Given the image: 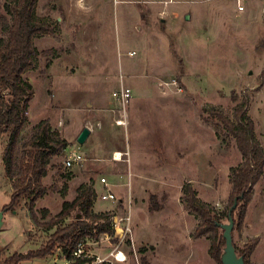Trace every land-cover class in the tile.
<instances>
[{
  "label": "rangeland",
  "instance_id": "obj_1",
  "mask_svg": "<svg viewBox=\"0 0 264 264\" xmlns=\"http://www.w3.org/2000/svg\"><path fill=\"white\" fill-rule=\"evenodd\" d=\"M10 2L0 0V15L8 17ZM36 14L54 31L34 38L41 54L23 74L34 95L18 155L37 122L48 119L68 146L52 158L43 184H66L68 200L81 184L98 195L104 188L115 194V202L96 198L92 209L130 216L131 233L120 244L127 255L122 264H218L208 252L209 238L193 236L199 220L185 208L183 186L189 183L218 211L228 205L231 171L241 154L209 108L232 118L236 103L248 98V114L264 147V0H38ZM5 38L0 29V40ZM120 84L131 89L124 112L112 96ZM85 126L91 135L78 144ZM6 141L7 135L0 140V210L11 195L2 162ZM72 150L83 160L66 168ZM116 152L121 160L114 159ZM152 195L158 211L149 209ZM62 201L50 189L35 203L37 221L25 201L5 210L4 255L43 246L54 228L38 224L54 217ZM255 238L248 263L262 264L264 174L253 186L242 228L234 223L232 229L239 250ZM118 240L96 236L84 244L94 259L105 258ZM60 254L56 247L22 264H63Z\"/></svg>",
  "mask_w": 264,
  "mask_h": 264
},
{
  "label": "trees",
  "instance_id": "obj_2",
  "mask_svg": "<svg viewBox=\"0 0 264 264\" xmlns=\"http://www.w3.org/2000/svg\"><path fill=\"white\" fill-rule=\"evenodd\" d=\"M37 3L38 0H12L7 6L9 18L0 15V29L6 36L0 40V140L7 135L2 162L5 177L11 184L10 201L3 205L1 210H13L21 201H25L32 219L37 221L35 203L50 189L59 192L63 201L54 217L48 222L38 224L47 230L54 228L46 243L38 249H31L25 253L16 252L8 256L4 255L0 247V264H20L23 260L45 258L56 247H59L62 257L83 264L93 261L94 257L74 258L71 255L73 249L81 240L98 237L103 233L113 235L115 233L111 223L113 213L93 211V201L98 194L91 185H79L77 195L72 200H67L66 184L62 188L54 186L49 188L43 184L42 180L48 173L52 158L61 155L68 146L67 140L61 138L59 133L51 128L48 119L37 122L29 139L21 144L22 149L18 155L21 131L27 122L29 104L34 95L32 84L23 77V74L36 63L41 54L34 44V38L54 31L47 19L37 16ZM233 99L236 101V98ZM248 103L249 100L245 97L238 101L232 118L220 109H208L224 127L225 132L234 138L241 154V162L231 171V191L225 210L218 211L211 204L199 199L189 183L183 186L182 201L185 208L199 220L193 236L206 235L209 238L208 252L218 264H222L220 256L225 243L223 230L218 223H222L224 217L228 219V210L234 197L243 192L234 210L235 229L242 228L253 186L264 174V147L257 137L255 123L248 114ZM149 209L151 211L161 209L155 195L150 197ZM43 212L47 213V209H43ZM69 218L71 220L64 224L63 222ZM257 241L256 238L250 240L241 250L235 247L237 254L243 256L245 264H249V254Z\"/></svg>",
  "mask_w": 264,
  "mask_h": 264
},
{
  "label": "built area",
  "instance_id": "obj_3",
  "mask_svg": "<svg viewBox=\"0 0 264 264\" xmlns=\"http://www.w3.org/2000/svg\"><path fill=\"white\" fill-rule=\"evenodd\" d=\"M238 8L242 9V6L238 4ZM112 96L114 97L118 106L124 112L126 110V106L129 103V99L131 97V89L129 87L123 85V84H120L118 89H116L112 92ZM123 123L124 122L122 119L116 120V124H118V125H121ZM81 160H83V158H82L80 152L78 150H72V151H69V153L67 154V157L64 160V165L66 168H69V167L73 166L74 164L79 163ZM100 183L104 186L108 185L105 177L100 178ZM97 199H100L103 201L115 202L116 196L109 189L104 188V190L97 196ZM111 223H112V226H113L115 233L113 235L103 233V234L99 235V238L102 242H104V241L109 242L110 240H112V238H118L119 240H118L117 244L109 251V253L107 254V256L105 258H99L97 256L93 261L85 262L83 264H122L127 260V255H126L125 251L120 248V244H122L124 236H126L127 234L130 235V233H131L130 216L126 215V216H122V217H117V215L113 213L111 215ZM117 229L121 230L119 236H116V230ZM84 242L86 244L85 240L79 241L76 244L75 248L73 249V251L71 253V255L74 258H90V257H92L91 252L88 249H86ZM131 248L134 249L133 243L131 244ZM63 264H78V263H74L73 261L63 257Z\"/></svg>",
  "mask_w": 264,
  "mask_h": 264
},
{
  "label": "water",
  "instance_id": "obj_4",
  "mask_svg": "<svg viewBox=\"0 0 264 264\" xmlns=\"http://www.w3.org/2000/svg\"><path fill=\"white\" fill-rule=\"evenodd\" d=\"M185 18L188 19L189 14H186ZM89 135H90V129L87 126L83 127L76 138L77 143L83 144ZM242 194L243 192L240 195L234 197L233 203L228 210V219H227L228 222L218 223V226H220L223 230V237L225 239V243L221 249V256H220V260L222 264H245L243 256L237 254L235 250V246L232 241V229L234 226V218L232 212L236 209L238 199L242 197ZM3 212L4 211L0 210V228L3 223ZM79 215L80 214H78V217ZM120 232L121 230L117 229L116 236H119Z\"/></svg>",
  "mask_w": 264,
  "mask_h": 264
},
{
  "label": "bare ground",
  "instance_id": "obj_5",
  "mask_svg": "<svg viewBox=\"0 0 264 264\" xmlns=\"http://www.w3.org/2000/svg\"><path fill=\"white\" fill-rule=\"evenodd\" d=\"M121 156H122V154L120 152H116L115 156H114V159L115 160H121V158H122Z\"/></svg>",
  "mask_w": 264,
  "mask_h": 264
},
{
  "label": "crops",
  "instance_id": "obj_6",
  "mask_svg": "<svg viewBox=\"0 0 264 264\" xmlns=\"http://www.w3.org/2000/svg\"><path fill=\"white\" fill-rule=\"evenodd\" d=\"M165 13V12H164ZM163 15H165V14H163ZM176 15V14H175ZM163 20H164V18H163ZM96 122H98V121H96ZM90 135H91V131H90ZM89 135V136H90ZM68 200V199H67ZM100 210V209H99ZM36 260H41V258H39V259H33V260H31V261H36ZM43 260H45V261H48V260H46V259H43ZM23 262L21 261L20 262V264H22Z\"/></svg>",
  "mask_w": 264,
  "mask_h": 264
}]
</instances>
